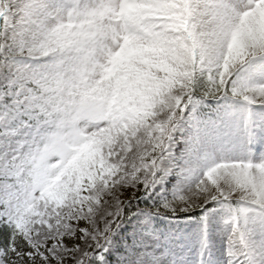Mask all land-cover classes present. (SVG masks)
<instances>
[{
    "label": "snow or ice",
    "instance_id": "snow-or-ice-1",
    "mask_svg": "<svg viewBox=\"0 0 264 264\" xmlns=\"http://www.w3.org/2000/svg\"><path fill=\"white\" fill-rule=\"evenodd\" d=\"M245 67L264 74V0H0V264H108L125 193L173 173L194 179L156 211L227 209L249 264L264 160L162 166L194 91L264 107Z\"/></svg>",
    "mask_w": 264,
    "mask_h": 264
},
{
    "label": "rangeland",
    "instance_id": "rangeland-1",
    "mask_svg": "<svg viewBox=\"0 0 264 264\" xmlns=\"http://www.w3.org/2000/svg\"><path fill=\"white\" fill-rule=\"evenodd\" d=\"M233 79L259 83L264 82V74L245 67L234 74ZM199 83L197 81V85ZM197 92L194 91L191 102L175 125L167 159L162 161V166L169 160L174 162V158L188 150L193 153L192 169L196 175L213 162L264 160V107L249 106L231 96L202 98ZM192 179L194 175L190 174L181 181V177L173 173L153 187L125 193L123 219L108 244L111 253L108 264H148L160 260L167 264H229L236 258L245 259L239 254L236 258L229 255L231 225L225 222L229 215L227 209L211 205L216 211L210 214L207 225L200 217H191L200 213V209L176 215L156 211L162 208L165 200L182 195ZM137 193L142 195L136 200ZM134 199L148 202L151 209L127 212L128 201ZM249 227L253 247L249 249L247 259L249 264H260L264 259L261 255L264 222L257 220ZM105 256L107 258L108 253Z\"/></svg>",
    "mask_w": 264,
    "mask_h": 264
},
{
    "label": "trees",
    "instance_id": "trees-1",
    "mask_svg": "<svg viewBox=\"0 0 264 264\" xmlns=\"http://www.w3.org/2000/svg\"><path fill=\"white\" fill-rule=\"evenodd\" d=\"M136 195H137V197H136V200H137L138 198H140V196L142 194L137 193ZM136 200L134 199L132 201H130V200L128 201V204L126 206L127 212L134 213V212L139 211L141 209H151L150 204L148 202H142L141 203V202L136 201ZM196 214H199V213H195V214H193V216ZM199 215H201V214H199ZM181 217H187V216H181Z\"/></svg>",
    "mask_w": 264,
    "mask_h": 264
}]
</instances>
